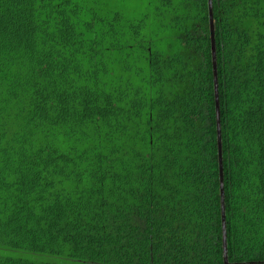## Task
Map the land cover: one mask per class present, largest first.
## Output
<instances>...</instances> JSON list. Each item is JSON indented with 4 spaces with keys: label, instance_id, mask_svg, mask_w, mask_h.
<instances>
[{
    "label": "trees",
    "instance_id": "16d2710c",
    "mask_svg": "<svg viewBox=\"0 0 264 264\" xmlns=\"http://www.w3.org/2000/svg\"><path fill=\"white\" fill-rule=\"evenodd\" d=\"M228 264H264V0H212ZM0 264H223L207 0H0Z\"/></svg>",
    "mask_w": 264,
    "mask_h": 264
},
{
    "label": "water",
    "instance_id": "95a60500",
    "mask_svg": "<svg viewBox=\"0 0 264 264\" xmlns=\"http://www.w3.org/2000/svg\"><path fill=\"white\" fill-rule=\"evenodd\" d=\"M207 4H208V15H209V32H210V43H211V63H212V72H213L214 103H215V115H216L217 156H218L219 198H220V211H221L223 264H228V261H227V248H226V228H225V209H224V184H223L221 135H220V121H219V102H218V92H217V73H216V57H215V43H214V26H213V16H212V0H207Z\"/></svg>",
    "mask_w": 264,
    "mask_h": 264
}]
</instances>
